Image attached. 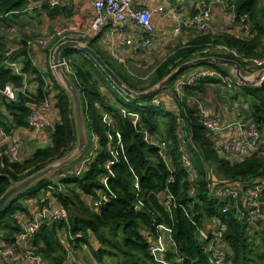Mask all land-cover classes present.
Returning <instances> with one entry per match:
<instances>
[{"label": "trees", "instance_id": "trees-1", "mask_svg": "<svg viewBox=\"0 0 264 264\" xmlns=\"http://www.w3.org/2000/svg\"><path fill=\"white\" fill-rule=\"evenodd\" d=\"M34 1L38 0H0V92L8 84H13L18 89L17 99L9 102L0 93L2 97L0 129L6 134L27 129L31 104L43 103L51 96L59 119L53 124L50 144L36 149L29 159L14 161L5 153V148L1 150L3 155L0 156V198L11 186L12 181H22L44 169L54 160L64 157L67 152L74 149L77 141L70 95L58 83L51 68L46 75L40 73L27 45V41L31 38L15 36L14 33V18L30 12L26 8ZM195 1L194 12L192 11L191 15L196 13L198 3L207 5L209 2ZM223 1L229 11L236 16L237 21H242L251 27L252 38L234 37L228 33L217 36L200 35L185 45H179L168 57L152 68L148 73L149 76L141 74L137 67L134 68L129 63L119 64L106 54L103 55L98 47H94L95 40L90 41L89 45L132 90L137 92L156 86L183 63L199 57L211 56L202 53L208 46L225 45L240 52L245 58H263L264 0ZM41 11L54 16L58 9L44 5ZM36 12L39 11L32 13ZM12 43L17 44L18 47L11 49ZM60 43H62L61 39L56 38L43 52L47 51L51 54ZM10 51L11 53L8 54ZM63 57L68 64V70L64 69L75 80L83 95L90 140L94 135L99 137L98 155L89 163L87 172L82 177L68 176L57 179L56 176L67 171L69 166L57 173L52 180L40 183L11 202L0 214V241L6 247L14 245L17 236L22 232L19 215L30 216V211L25 205L26 201L36 200L39 207H44L51 205L50 198H52L69 212V219L43 225L31 242L32 251L50 264H65L68 260L67 249L59 237L61 231L67 233L69 243L75 250L83 247L91 248L100 264H105L107 260L112 264H156L150 253L149 244L159 235L158 225L172 228V239L177 254L184 258L182 263L174 261V254L169 250L167 258L172 264H210L211 252L207 251L209 242L203 241L200 237V230L205 226L204 222L210 218H218L227 225L222 242L232 249L233 264H264V223H257V227L246 224L240 219L233 201L216 198L213 193L217 185L213 184L204 165L209 162L217 169L218 186L233 185L236 182L264 185V155H250L238 162L220 157L214 149L208 131L199 122L197 116L199 111L190 107L186 101L188 97L207 95V87L222 85V79L229 78L233 82L232 89H227L232 92L231 100L237 101L242 97L250 109L252 121L262 131L264 85L250 87L237 84L230 70L224 66H199L219 72L222 77L206 78L199 80L195 85L185 86V99L177 100L184 117V130L188 132L187 144L190 138V142L197 148L192 149L189 145L197 173L196 178L192 180L188 172L179 164L176 114L168 110L164 104L160 107L149 104L153 98L160 96L162 91L143 101L130 99L126 104L125 108L128 112L140 115V124L136 128L131 117L123 115L121 109L115 107L108 97L102 94L101 88L105 86L104 84H111L112 88L114 86L90 56L76 50H66ZM221 57L238 61L241 68L243 66L240 58ZM10 62L20 65V74H16L9 66ZM183 74L165 90L173 92L175 82ZM31 81L37 83L35 93L27 89V84ZM2 107L4 111L1 110ZM105 113L112 116L111 126L104 122ZM143 128L167 141L173 170L162 161L156 147L143 141L139 132ZM117 133L121 135L124 155L120 151L118 163L111 168L113 176L107 181L108 188L114 195L105 206L93 209L85 198L91 201L100 198L108 191L102 179L108 174L105 166L112 158L109 151L110 136L114 138L112 146H115ZM135 177L139 179L141 189L139 193L134 189ZM165 192H170L174 197L171 209L163 206L162 194ZM137 195L143 202V207L137 208ZM239 204L241 205L240 202ZM224 207H229L226 213L223 212ZM93 236L96 246L91 243Z\"/></svg>", "mask_w": 264, "mask_h": 264}, {"label": "built area", "instance_id": "built-area-1", "mask_svg": "<svg viewBox=\"0 0 264 264\" xmlns=\"http://www.w3.org/2000/svg\"><path fill=\"white\" fill-rule=\"evenodd\" d=\"M216 1L217 0H214V2ZM64 2L65 0L34 1L29 4L26 10L30 12L40 11L44 5L51 8H57L61 7ZM135 3L136 0H93V16L86 28L82 31L74 32L76 34L79 32V34H73L71 37H67L69 36L67 35L68 29H63L57 32L54 37L61 39L62 42L67 39H84V41L90 42L110 24H113L117 29H121L125 24L131 23L138 28L139 33L134 34V37L126 40L125 43L127 46L145 51L150 47L153 34L155 33V27L151 22V14H157L159 12L167 14L176 22V26L173 29L174 35H178L183 27H186L188 31L197 35L210 32V21L213 17L210 8L199 11L190 17H184L180 11H177L170 3L159 5V7L155 8L153 11H149L143 6L139 7ZM27 45L31 51H45L50 45V39L39 37L31 38L27 41ZM11 51L8 52V54H10ZM202 53L207 55L210 54L214 57L220 55V57L229 56L240 58L247 72H253V70L264 68V57L248 59L243 57L240 52L225 45L208 46L202 51ZM111 56L117 60H121V56L114 50L111 51ZM8 64L14 69L16 74H20V65L18 63L10 62ZM62 66L68 70V64L65 59H63ZM219 77H222L219 72L204 67L196 68V71L189 77H180L174 84L173 92L176 99L175 103L167 107L168 110L174 112L177 116L179 164L188 172V175L192 180L196 178V169L194 168L191 151L188 149L187 133L184 130V117L179 109L177 100H181L186 96V93L184 92L185 86L195 85L202 79ZM232 83L233 82L230 80L228 86L231 87ZM9 89L11 90L10 92ZM1 93L8 101L16 100L18 89L13 84H8ZM162 94L153 98L149 104L155 107H160L162 104L167 106ZM198 111L199 113L197 116L200 119V124H202L204 129L208 131L209 135L216 136L214 148L220 157L226 158L227 154H229L235 155L236 157H239V159H244L250 155H264V134L255 122L252 121L249 124L244 125L241 121H223L218 116L209 115L204 109V102H200L198 105ZM121 113L125 116H130L136 128L140 124V115L138 113L128 112L126 108L121 109ZM29 115L28 127L25 130L6 134L0 129V156L3 155L1 150L5 148V153L12 160L22 161L21 150L24 136L30 137L31 140L42 138L46 135L45 132L47 131L49 122L53 119L54 115H58L59 117L52 96L47 97L43 103H32ZM104 122L109 126L112 125L113 119L111 114L105 113ZM139 132L142 134L143 141L148 145L156 147L159 150V156L162 161L166 163L169 169L173 170L167 141L152 135L150 131L144 128L139 130ZM116 139V145L112 146L114 138L110 136L109 151H111L112 158L106 163L105 170L108 171V174L102 179V183L108 191L107 193L102 194L100 198L89 201V204L93 209H99L105 206L114 195L109 190L107 181L110 176H113L111 168L118 163L120 151L124 155L123 143L119 133H117ZM98 148L99 137L94 135L91 137L87 154H85V156L77 162L74 167L69 168L67 171H63L60 175L56 176V178L64 179L68 178V176L82 177L87 172L89 163L98 155ZM134 189L137 190V193L141 191L138 177H135ZM213 194L218 199H230L233 201L240 219L246 224L257 227V223H264L263 184L257 183L246 185L241 183L237 186L223 185L221 188L214 190ZM136 199L137 208L143 207L144 205L139 195H137ZM173 201L174 197L170 192L162 194V203L164 207L171 209ZM228 209L229 207H224L223 212L226 213ZM68 219L69 212L61 206L54 207L50 205L40 207L38 212H36L29 221L22 223V232L17 236L12 247H6L3 242L0 241L1 258L5 264H44L43 257L36 255L32 251V248L26 249L23 247L25 244L31 245L36 232L43 225L50 224L54 221H68ZM204 225L205 226L200 230V237L203 241L209 243L223 241L224 233L227 230V225H225L223 221L218 218H210L204 222ZM157 228L159 235L157 238L151 240L149 244L150 253L156 264H172L167 258L169 250L174 254V261L182 263L184 258L177 254L176 245L172 239V228L167 225H158ZM169 243L175 245L174 250L171 249ZM207 251L210 252V249L208 248ZM209 262L210 264H233L230 256H221L215 253L212 254V252Z\"/></svg>", "mask_w": 264, "mask_h": 264}, {"label": "crops", "instance_id": "crops-1", "mask_svg": "<svg viewBox=\"0 0 264 264\" xmlns=\"http://www.w3.org/2000/svg\"><path fill=\"white\" fill-rule=\"evenodd\" d=\"M38 1H47V0H38ZM208 1L209 2L207 5L203 3L200 4L198 3L196 7V13H198L199 11H203L206 8H210L213 17L210 21L211 29L209 33L197 35L188 31L186 27H183L181 28V31L178 35H174L173 29L176 26V22L167 14L159 12L157 14L155 13L151 14V22L155 27V33L153 34L150 47L145 51L126 45L125 43L126 40L134 37L133 36L134 34L139 33L138 28L131 23L125 24L124 27L121 29H117L113 24H110L108 27H105L95 39L91 41L95 40L94 43L96 47H98V49L102 53L106 54L111 59H114L113 56H111V51L112 50L116 51L121 56V60L114 59V61H117L119 64H126L129 62L142 63L145 59L149 61V64H158L163 59L168 57L170 53L177 48V46L179 47V45H185L189 41L198 38V36L200 35L217 36L218 34L221 33H228L234 37H240L244 39L252 38L253 33L251 27L249 25H246L242 21L241 22L237 21L236 16L229 11L227 5L224 3L223 0H217L216 2H214V0H208ZM195 2H196L195 0H190V1L179 0L178 3L177 2L174 3L169 0H136L135 4L139 7L143 6L147 8L149 11H153L155 8L159 7V5L170 3L172 6H174V8L177 11H180V13L184 17H190L192 16L191 14L193 11V7L195 6ZM51 9H56V8H51ZM57 9L58 12L54 16H50L48 12L41 10L36 13L25 12V14L18 15L17 17L14 18L15 22L13 29L15 31L14 33H16L15 36H21V37L27 36L29 38L32 37L49 38L50 43L52 44V42L56 40L54 36L57 32L63 29H68V33L70 34L67 37H71L74 32L82 31L84 28H86L89 22L91 21L93 16V0H65L63 5L61 7H57ZM16 47H18V45L12 43L11 49H14ZM31 52H32L31 57L33 58L34 63L38 67L40 73L42 75H46L48 69L51 68V64H52L51 54H49V52L47 51L43 52L40 50H35ZM158 53H160V56L156 61ZM162 55H164V57H161ZM195 71L196 68H194L189 72H185V74H183L181 77H185V78L189 77ZM229 82H230L229 78H223L222 83L224 85L226 84L225 87L222 86L223 84L212 85L207 87V89L211 93H213L211 98L207 99L206 97L201 95L195 97H188L186 99L187 104L190 107H194L197 111L200 101H203L204 109L209 115L218 116L223 121H238V122L241 121V123L244 125L249 124L250 122H252L250 109H248V105L244 103L242 97H240L237 101H235V100H231V97L225 99L223 96H219V92H221L220 91L221 88L222 89L224 88L225 91H227V89L229 88H232L228 86ZM34 85H36L35 86L36 88L37 83L34 81H31L27 84V89L32 93L36 92L33 91ZM219 87L220 89L218 90ZM101 92L102 94H105L108 97V99L111 98L110 94L107 92L106 86L101 88ZM52 93L53 92H51V94ZM162 93H163L162 96L165 99V103L167 104V107L175 103L176 99L173 93L171 92V90H166ZM229 105H232L233 107L236 106V109H234L233 111L229 110L230 107ZM1 110L4 111V108L2 107ZM228 111L230 112V114L228 113ZM58 119H59L58 115H54L53 119L50 120L49 122L50 126H53L52 124H54ZM262 132L264 134V129L262 130ZM186 133L188 138V132L186 131ZM44 138H47V135H44L42 138L37 140H42ZM210 138L213 144L215 145L216 136L210 135ZM26 139L31 140L30 137L24 136L23 142ZM190 140L191 139L189 138L188 149L191 151L193 157L192 149H197V148L195 147L194 144L190 142ZM31 141L34 142L36 140H31ZM189 145L192 146V149L189 148ZM226 158L231 160L232 162H238L242 160L239 159V157H236L235 155H229V154H227ZM239 184L241 183L236 182L233 185L237 186ZM214 185L216 184L214 183ZM218 187L221 188L222 185ZM85 199L87 202H89L88 198ZM25 205L30 211V216H26L24 214L19 215V219L22 223H24L25 221H29L32 218V216L36 212H38L40 208L36 200H30L28 202L26 201ZM52 206L58 207L59 204L54 201V204ZM59 237L62 244L64 245V247L67 249L68 252L70 248L67 247L68 245H65L62 240V238L64 237L65 240L67 239V241L69 242V237L67 233L65 231H61L59 233ZM208 244H209L208 248L210 249V252H212V254L215 253L217 255H221V256L224 255L227 257L232 256L233 251L228 244L224 242L208 243ZM169 246H171V249L174 250L175 245L169 243ZM23 248L30 249L32 248V246L30 244H25ZM13 264H20V263H13ZM25 264H30V263H25ZM44 264H50V263L44 259ZM65 264H72L69 262V257Z\"/></svg>", "mask_w": 264, "mask_h": 264}, {"label": "water", "instance_id": "water-1", "mask_svg": "<svg viewBox=\"0 0 264 264\" xmlns=\"http://www.w3.org/2000/svg\"><path fill=\"white\" fill-rule=\"evenodd\" d=\"M66 50H76L85 53L90 56L91 59L96 63V65L102 70V72L108 76L109 80L112 82L113 86L122 94H125L132 100L143 101L144 99L153 97L165 90L169 84L174 82L181 74L185 71L193 68H197L201 65H212V66H224L230 70L232 76L237 84L257 87L264 85V68L259 69L257 73L251 77L245 76L243 74L241 64L238 61L224 58V57H199L192 61L183 63L175 69L169 76L163 79L156 86L142 91L137 92L132 90L125 82L117 75L112 68L107 64V62L102 58L90 45L89 42L67 39L60 43L53 49L51 54L52 64L51 69L53 74L56 76L58 83L65 90V92L70 95L72 102V114L75 123V132L77 133V141L75 147L72 151L67 152V154L57 160L51 162L47 167L41 169L30 177L19 181L11 182V186L5 192V194L0 198V214L2 211L8 207L11 202L16 200L19 196L26 193L30 189L36 187L40 183L53 179V177L68 168L69 166L79 162L87 153L86 150L90 141V133L87 127V116L84 111L83 95L75 82V80L69 76L62 66L63 54ZM9 102V101H7ZM0 264H5L0 256Z\"/></svg>", "mask_w": 264, "mask_h": 264}, {"label": "rangeland", "instance_id": "rangeland-1", "mask_svg": "<svg viewBox=\"0 0 264 264\" xmlns=\"http://www.w3.org/2000/svg\"><path fill=\"white\" fill-rule=\"evenodd\" d=\"M169 1H172L174 3H176V2L178 3L179 0H169ZM69 34L70 33L67 32V35H69ZM73 34L74 35H77V34H79V32H77V34L76 33H73ZM94 47L96 48V45L95 44H94ZM165 49H167V48H165ZM160 53H158L157 58H156V61L158 60V57L160 56ZM103 55H104V53H103ZM147 57H149V56H147ZM161 57H164V55H162ZM114 59H112V60L114 61ZM129 64H130V66H132L134 68L137 67L140 70L141 74L148 75V76H149L148 73L151 72L152 71V68L156 65V64H149V61H147V59H145L142 63L129 62ZM191 70H193V69H189V70H187L185 72H189ZM257 70H253V72H248V73L245 74L244 71H246V70H245V67L243 66V74L245 76H248V77H251V76L255 75L257 73ZM104 85L107 88V92L111 96V98L109 99V101L111 103H113V105L115 107H117L119 109H124L126 107V104H128V102H130V98L127 97L125 94H121L115 87L112 88L111 84H104ZM35 86L36 85H34L33 91H36V89H37V87L35 88ZM219 89H220V87L218 88V90ZM231 89L232 88H229V90H231ZM229 90L225 91L224 88L223 89L221 88V90H220L221 92H219V96H223L225 99H228V97H231V95H232V92H229ZM207 91H208V94L207 95H204V97H206L208 99V98H211L212 97L213 93H211L208 89H207ZM0 99H2V97H0ZM200 102H203V101H200ZM229 106H230L229 107V110H231V111H233L234 109H236V106L235 107H233L232 105H229ZM228 113L230 114L229 111H228ZM52 129H53V126H49L48 127L47 131L45 132V134L47 135V138H44L42 140H36L34 142L31 141V140H28V139L24 140L23 146H22V150H21L22 160L29 159V157H31L34 154V151L36 149H38V148H44V147H46V146H48L50 144L51 139H52V134H51V130ZM74 165L75 164H73L72 166H70V168L71 167H74ZM204 165H205V168H207L208 173L210 174V176H211V178L213 180V184L216 183L217 189H218L219 188L218 187L219 175L217 173V169L214 167L213 164H211L209 162L208 163H204ZM195 173H196V170H195ZM196 175H197V173L195 174V176ZM50 203H51V205L54 204V200L52 198H50ZM62 240H63L64 244L65 245H68L67 247L70 248L68 250V254H69L68 257H69V262L70 263H72V264H100L95 259L94 255L92 253L91 248L83 247L82 249L75 250L72 247V245L67 241V239L65 240V238L63 237ZM95 242H96V240H95V237L93 236L92 237V241H91V243H92L93 246H96V243ZM105 264H112V263L107 260L105 262Z\"/></svg>", "mask_w": 264, "mask_h": 264}, {"label": "clouds", "instance_id": "clouds-1", "mask_svg": "<svg viewBox=\"0 0 264 264\" xmlns=\"http://www.w3.org/2000/svg\"><path fill=\"white\" fill-rule=\"evenodd\" d=\"M11 90L9 89V92H10Z\"/></svg>", "mask_w": 264, "mask_h": 264}]
</instances>
